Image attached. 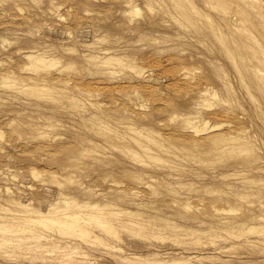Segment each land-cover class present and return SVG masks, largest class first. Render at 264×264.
<instances>
[{"label": "rangeland", "instance_id": "rangeland-1", "mask_svg": "<svg viewBox=\"0 0 264 264\" xmlns=\"http://www.w3.org/2000/svg\"><path fill=\"white\" fill-rule=\"evenodd\" d=\"M65 200L0 264H264V0H0V223Z\"/></svg>", "mask_w": 264, "mask_h": 264}, {"label": "bare ground", "instance_id": "bare-ground-1", "mask_svg": "<svg viewBox=\"0 0 264 264\" xmlns=\"http://www.w3.org/2000/svg\"><path fill=\"white\" fill-rule=\"evenodd\" d=\"M27 57L32 62L36 61L39 63L44 62V64L47 63L46 62L47 59L42 57V55H40L38 53L28 54ZM112 60L121 61V60H119L118 57H106V56L102 57L100 61L103 64V62H108V61H112ZM136 133H139V132H136ZM150 140H151V138H150ZM153 141H154V139H153ZM146 145H147V143H146ZM141 146H142V144H141ZM143 147H144V145H143ZM148 149H150L149 146H148ZM64 207L63 206H52V204H51V206L48 208V210L46 212H41L39 210H35V211L30 210L29 211V210H26L24 207L22 208V210H20L21 213H19L17 210H13V213H12L13 217H11V219L12 218H13V220L18 219L19 221H17V223H13L10 225L0 223V231L5 233V234L10 233L11 236H13V237L15 236L16 238H19V236H20V235H18L19 233H22V234L28 233V235L26 236V239H34L38 242H41V239H46V235L42 234V232H40V233L37 232V229L46 228V227L50 228L49 226H51V225H52V227H55L61 231H65V232H67V231L72 232L73 230H75L72 233H76V235L74 234L75 236L78 235L79 237H82V238H85L90 232V229L88 230V228L83 224V222H85L84 219H89V220L94 221L96 224H98V226L100 225V227H103L104 230L108 229L109 226L112 225L109 221L104 220L105 216H101L102 213L100 214V213H97L98 211L97 212L91 211L94 206L93 207L92 206H83V207H87L88 209L87 208L86 209L88 211L90 210L89 212L84 213L81 209H78V210L73 209L74 207L75 208H82L81 206H78L77 204H75L74 201L65 200ZM2 210H7V208H4V206H3L0 208V211H2ZM14 211H16L15 214H14ZM5 212H7V211H5ZM2 213H4V212H2ZM4 214H6V213H4ZM103 214H105V213L103 212ZM2 218H3V216H2ZM15 225H16V227H14ZM76 228L77 229L79 228V230H77ZM76 231H79V232H76ZM22 237L24 238L25 236H22ZM9 240H12V238L10 239L7 237L6 238L3 237L0 240V242H1V244H5ZM16 241H18V240H16ZM43 241H45V240H43ZM38 245H42V244H38Z\"/></svg>", "mask_w": 264, "mask_h": 264}]
</instances>
